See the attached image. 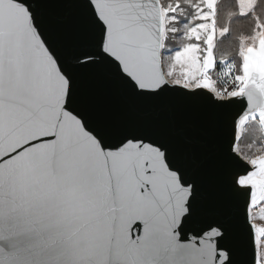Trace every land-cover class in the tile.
<instances>
[{
	"label": "snow or ice",
	"instance_id": "1",
	"mask_svg": "<svg viewBox=\"0 0 264 264\" xmlns=\"http://www.w3.org/2000/svg\"><path fill=\"white\" fill-rule=\"evenodd\" d=\"M0 264H264V0H0Z\"/></svg>",
	"mask_w": 264,
	"mask_h": 264
},
{
	"label": "water",
	"instance_id": "2",
	"mask_svg": "<svg viewBox=\"0 0 264 264\" xmlns=\"http://www.w3.org/2000/svg\"><path fill=\"white\" fill-rule=\"evenodd\" d=\"M84 86H95L102 91H107V86L98 80L92 81L85 79ZM109 99L113 106L119 109L120 100L118 97L110 95ZM178 105L180 102H177ZM182 106V105H181ZM177 124L185 129L189 135H194L202 145L201 174L205 181V191L207 200L206 207H211L218 202L220 193L218 191L219 169L217 165V150L226 141V133L220 125L219 115L215 110L207 105H196L191 107H180L177 112ZM233 244L238 243L236 234L230 241ZM242 259V257H240Z\"/></svg>",
	"mask_w": 264,
	"mask_h": 264
},
{
	"label": "rangeland",
	"instance_id": "3",
	"mask_svg": "<svg viewBox=\"0 0 264 264\" xmlns=\"http://www.w3.org/2000/svg\"><path fill=\"white\" fill-rule=\"evenodd\" d=\"M221 50L227 52L228 48L225 45ZM259 137H260L259 132L252 133L247 141L241 143V148L249 154H259L257 152V148L259 147L260 144Z\"/></svg>",
	"mask_w": 264,
	"mask_h": 264
}]
</instances>
